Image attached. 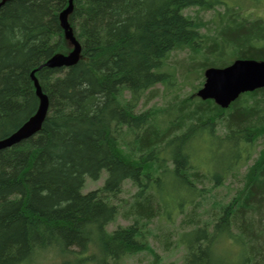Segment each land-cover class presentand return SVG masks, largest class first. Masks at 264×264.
<instances>
[{
  "label": "trees",
  "instance_id": "16d2710c",
  "mask_svg": "<svg viewBox=\"0 0 264 264\" xmlns=\"http://www.w3.org/2000/svg\"><path fill=\"white\" fill-rule=\"evenodd\" d=\"M217 3L73 0L68 19L80 58L52 69L51 58L74 49L60 18L69 0H0V140L39 109L33 73L49 99L41 129L0 150V264H32L51 249L87 254L93 244L98 264L142 252L160 264L149 226L177 214L191 228L173 243L186 249L183 264H264V89L228 109L193 92L140 110L157 85L175 84L166 68L174 51L192 50L201 74L233 56L264 61V20L231 15L217 31L222 39L210 40L184 14ZM103 171L104 185L84 194L86 180ZM240 174L229 201L215 195ZM126 181L137 192L118 202ZM205 181L212 188H199ZM118 217L131 224L108 232ZM221 244L238 246L237 257L218 255Z\"/></svg>",
  "mask_w": 264,
  "mask_h": 264
},
{
  "label": "rangeland",
  "instance_id": "374dc122",
  "mask_svg": "<svg viewBox=\"0 0 264 264\" xmlns=\"http://www.w3.org/2000/svg\"><path fill=\"white\" fill-rule=\"evenodd\" d=\"M219 2L221 3L214 4L212 9L200 10L199 8H191L184 12L185 15L199 19L200 22H202L203 27L201 31L210 38V40L217 37V31L222 29V25L225 23L227 24L228 21L230 22L232 17L235 21H239V17L247 18L249 22L264 20V0H219ZM216 39L221 40L222 37ZM193 53L194 52L190 49H184L174 51L170 54L166 68L174 73L175 84L170 87L162 84L157 85L142 98L140 110H146L152 107L166 108L171 103L175 104L185 100V98L192 95L193 92L195 94L197 93L204 83V73L201 74L198 66L192 68L190 57L194 55ZM234 57L235 56L229 59L230 64L234 61ZM197 64H200V62ZM193 87H198V89L194 90ZM260 148L261 146L256 147L255 156L259 153ZM235 173L237 175L239 174L237 171H235ZM240 177L241 174L239 178L230 177L228 180H225L222 186L214 190L215 195L220 198H225L226 202L229 201L231 197L226 195H229V190H231L232 193L234 192L233 188ZM106 178L107 172L103 171L98 180L87 179L82 192L85 194L101 188ZM212 184L213 183L205 181V183H203L204 186H199V188H212ZM172 187L173 186L170 184V189H172ZM136 192L137 189L132 182L126 181L123 185V193L119 196L118 202H120V200L131 199ZM171 196L172 193H170V197ZM181 218L179 214L172 217V219H174L173 225V222H171L170 219L168 220V217H156L149 226L151 230L149 243L157 255H159L160 264H183L184 262L186 249L183 246H176L173 244L182 233L191 229L190 227L183 228L180 225ZM130 224L129 220L118 217L106 230L112 232L119 227H127ZM225 245L226 244H221L217 246V254L222 255V253L225 252L226 255H228V253H230V257L236 258L238 246L229 244L226 245V247ZM75 251H79V249L75 248ZM91 258H93V260ZM100 260L101 254L99 252V247L93 244L90 246L87 254L81 255L60 254L56 250L51 249L36 256L32 264H98ZM154 262V256L148 252H142L123 258L121 264H155Z\"/></svg>",
  "mask_w": 264,
  "mask_h": 264
},
{
  "label": "water",
  "instance_id": "95a60500",
  "mask_svg": "<svg viewBox=\"0 0 264 264\" xmlns=\"http://www.w3.org/2000/svg\"><path fill=\"white\" fill-rule=\"evenodd\" d=\"M73 0H69L68 8L61 13V24L66 38L74 49L69 55H57L51 58L46 67L55 69L71 67L80 58L81 46L75 39L69 24L68 15L72 12ZM40 106L36 115L19 131L6 139L0 140V150L10 148L22 140L37 133L47 115L49 99L41 89L35 74H32ZM264 89V61L256 59H236L225 67H208L204 72V83L196 96L203 101L212 100L222 109H228L241 95Z\"/></svg>",
  "mask_w": 264,
  "mask_h": 264
}]
</instances>
